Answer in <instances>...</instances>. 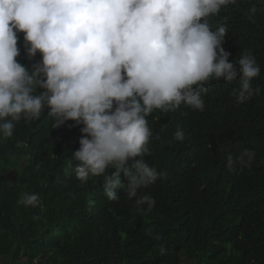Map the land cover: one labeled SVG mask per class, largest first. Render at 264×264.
I'll return each mask as SVG.
<instances>
[{
    "label": "trees",
    "instance_id": "obj_1",
    "mask_svg": "<svg viewBox=\"0 0 264 264\" xmlns=\"http://www.w3.org/2000/svg\"><path fill=\"white\" fill-rule=\"evenodd\" d=\"M254 4L259 10L249 19ZM205 21L212 31L225 28L221 47L230 62L244 50L255 55L261 71L251 84L260 91L237 104L238 81L212 76L200 82L203 110L182 102L145 117L151 135L142 158L164 175L138 191L155 199L142 212L123 189L116 190L118 201H109L103 175L77 179L72 154L83 125L53 128L46 106L38 118L21 114L11 137L0 134V263L264 264V7L237 0ZM24 35L17 32L16 59L31 71L42 54L26 58ZM178 126L182 141L174 138ZM244 149H255V159L229 172L225 156ZM120 178L127 183L123 173ZM25 193H38L39 205L19 203Z\"/></svg>",
    "mask_w": 264,
    "mask_h": 264
},
{
    "label": "clouds",
    "instance_id": "obj_2",
    "mask_svg": "<svg viewBox=\"0 0 264 264\" xmlns=\"http://www.w3.org/2000/svg\"><path fill=\"white\" fill-rule=\"evenodd\" d=\"M236 2L0 0V134L11 137L21 114L26 120L38 118L46 106L53 128L67 121L83 125L80 147L72 154L78 180L103 175L109 201H118L116 190L123 189L129 200L136 198L138 212L144 204L154 207V197L138 196L164 175L142 158L151 135L145 117L153 109L177 108L182 102L203 110L200 82L212 76L238 81L232 91L237 104L260 91L251 84L261 71L255 55L244 50L230 62L231 54L221 47L225 28L212 31L207 21L201 22ZM259 2L264 7V0ZM258 10L254 4L249 19ZM17 32L25 34L28 60L42 54L31 71L16 59L21 54ZM38 87L45 91L34 95ZM174 138H185L179 126ZM255 157V149L228 152L225 167L234 173ZM19 203L35 207L39 194L25 193ZM88 206L95 201L90 199ZM159 254H165L163 246Z\"/></svg>",
    "mask_w": 264,
    "mask_h": 264
},
{
    "label": "rangeland",
    "instance_id": "obj_3",
    "mask_svg": "<svg viewBox=\"0 0 264 264\" xmlns=\"http://www.w3.org/2000/svg\"><path fill=\"white\" fill-rule=\"evenodd\" d=\"M0 264H2V262ZM6 264H8V263H6Z\"/></svg>",
    "mask_w": 264,
    "mask_h": 264
}]
</instances>
